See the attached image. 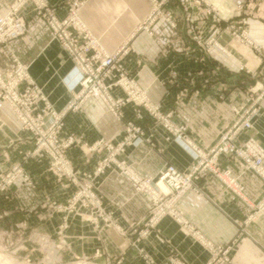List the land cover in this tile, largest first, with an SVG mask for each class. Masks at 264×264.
<instances>
[{
	"label": "crops",
	"instance_id": "0c3cea01",
	"mask_svg": "<svg viewBox=\"0 0 264 264\" xmlns=\"http://www.w3.org/2000/svg\"><path fill=\"white\" fill-rule=\"evenodd\" d=\"M11 1L0 0V14L7 11ZM73 1L47 0L59 18L66 17L68 6ZM207 1L217 7L226 21L237 15L238 6L246 0ZM259 4L258 18H249L248 23L250 35L261 46V51H264V0ZM251 5L245 14L252 12ZM149 6V0H85L78 13L86 27L100 38L108 51H112L133 33L137 20L148 12ZM24 14L30 26L27 38L20 37L12 41L5 51H0V72L5 75L15 67L13 54L28 61L32 77L43 88L55 108L65 109L72 101L73 93L79 89L75 62L59 41L52 37L46 21L34 14L32 6H27ZM200 24L202 35L208 37L212 31L210 20ZM178 35L179 31L165 27L158 28L156 38L166 41ZM218 40L228 55L216 57L223 67L222 74L216 77L203 75L195 76L191 81L184 80L186 74L205 66L200 60V49L194 44L186 52L178 49L162 53L158 51L156 41L144 34L133 40L131 51L125 58L127 69L135 74L143 88L148 89L151 99L161 103L163 109L173 110L176 122L187 123L191 140L205 150L216 144L234 120L232 106L245 101L247 94L244 82L250 76L248 71L263 67L260 57L238 46L228 31L224 30ZM171 67L178 71L180 77L174 80L169 77ZM256 80L257 88L264 83L263 76ZM114 92L122 94L118 88ZM125 117L137 119L131 108L125 111ZM137 120L143 126L146 139L138 146H128L119 156L120 159L141 175L151 177L158 175L168 164H174L180 170L191 167L194 154L188 147L173 138L168 139L162 125L154 127L146 111L143 110ZM65 122L64 135L76 132L89 142L105 139L118 143L125 133L124 121H118L102 103L95 100L87 102L81 110L69 112ZM253 124L240 138L253 136L264 147V98ZM29 140L31 133L21 128L14 111L1 104L0 145L19 142L18 145L29 148L32 146ZM69 156L75 167L90 172L102 155L99 153L87 157L80 147H73ZM219 163L222 168L232 169V177L238 179L239 194L214 173L208 172L200 181L201 191H188L181 198L180 207L205 241L232 245L231 264H264V214L255 212L264 198V180L255 173H242L236 163H229L225 157H221ZM33 165L41 184L48 181L53 185L51 177L46 178L45 162L33 159ZM96 184L99 196L104 199L117 225L127 229L128 234L123 236L108 229L97 231L92 223L71 216L69 227L65 230L70 245V258L92 255L103 239L108 251L121 257L122 264H147L140 255L141 249L155 264L167 263L174 251L187 264L207 263L210 251L193 235L186 233L171 216L163 217L156 229L137 239L138 235L132 229L143 227L151 201L145 193L136 191L127 176L119 171L108 170L99 175ZM41 191L24 192V203L36 205ZM65 193L67 191L58 196L63 197ZM251 215H254L253 221L242 225ZM59 221L56 215L43 228L53 232Z\"/></svg>",
	"mask_w": 264,
	"mask_h": 264
},
{
	"label": "rangeland",
	"instance_id": "374dc122",
	"mask_svg": "<svg viewBox=\"0 0 264 264\" xmlns=\"http://www.w3.org/2000/svg\"><path fill=\"white\" fill-rule=\"evenodd\" d=\"M13 1L14 0L9 4L8 9H10L9 7ZM84 1L85 0H75L71 2L68 6V14L76 12L79 15V7ZM246 1L238 6L237 15L234 18L225 21L221 17L217 7L213 6L207 0H149V10L142 18L137 20L133 33L130 36L125 37L116 48L109 51L116 53V58L113 60V63H111L109 68L107 67L106 69L104 83L114 98L119 100V105L112 111L106 103H103L101 100L94 97H90L86 99L78 109L81 110L87 102L95 100L102 103L118 121H124L125 133L121 141L118 143H113L105 139H97L93 142H89L76 132H70L64 135V128L66 125L65 118L67 114L72 111H77L70 109L62 119L61 122L63 126L59 132L57 131L55 133L56 138L53 142L52 136L48 135V133L44 134V137H42V140L40 141V137L36 133L24 128V130L31 133V140H29L32 144L31 147L24 148L21 144L18 145L19 142H13L7 146L0 145V264H122L121 257L111 254L103 239H101L102 241L100 245L94 250L92 255H82L70 258L68 254V251H70V245L65 235V230L69 227L71 216H76L92 223L97 231L108 229L123 236L128 234L127 229L121 228L117 225L112 216V212L107 209L104 199L100 197L97 192L98 186L96 180L99 175L106 173L108 170L119 171L127 176L134 184L136 191L145 193L151 201L149 213L142 223L143 227L132 229V232L138 235L137 239L143 238L150 230L156 229L159 221L163 217L171 216L181 225V228L186 233L193 235L210 251L211 256L206 264L232 263V245L214 244L210 241H205L201 232L192 226L189 219L184 215L183 210L180 207V200L188 191H201L200 181L208 172L214 173L221 181L239 194L238 179L237 184H231L230 178L226 177L227 171L230 170V172H232V169L222 168L219 163L220 158L225 157L229 163H236L241 171L242 167L240 162L235 160V152H233L232 158L221 153L213 160V163L203 165V168L197 173L194 180L195 187H191L177 198L175 203L183 213L182 222L169 213L164 214L161 218L156 220L155 214L158 212L157 210H159L157 205L162 203H158L159 201L154 200L149 192L138 188V184L131 178L132 176L129 172V170H132L139 177H142V179H151L152 184L156 185L161 171L165 170L170 165H175H166L155 177L144 176L125 160L120 159L119 156L125 152L128 146H138L146 139L143 126L137 120L140 118L143 110L150 115L154 127L157 125H162L164 127L168 134V139L173 138L188 147L193 154L195 153L193 148H189L190 145L188 142L191 141L193 143V141L189 136V126L187 123L176 122L173 110H165L161 103L154 102L149 95L148 89L143 88L139 84L135 74L129 71L125 65V58L131 51L132 42L140 35L145 34L149 39H154L158 51L162 53H169L170 50L173 51L178 49H183L186 52L189 51L187 49L190 46L193 47V44L197 49H200V60L205 63V66L186 74L184 77V80L186 81H191L195 76L207 75L216 77L222 74L223 67L216 57H219V55L222 54L228 55L226 54L227 52L223 51L218 40L219 35L224 30L231 33L238 46L248 49L249 52L253 51L255 55L260 57L263 67L259 70L248 71V75L250 76L245 79L244 83L247 94L245 101L242 104L232 106V110L235 114L234 120L221 134L213 147L208 150L202 149L208 153L209 158H212V149L220 144L223 135L234 125L241 114L246 110H250L253 112L252 122L254 121L255 115L259 111L260 103L264 98V83L260 84L257 88L256 80L262 76L264 77V51H261V46H259L256 40L250 35V24L248 23V19L258 18V12L261 7L259 3L261 0L259 2L257 0ZM44 2L57 16L55 8L50 5L47 0H44ZM76 2H78V5H75ZM256 2L257 5L255 4ZM250 5L253 8L252 12L250 14H245V11ZM27 6H32L34 14L42 17L46 21L52 37L55 38L48 23L47 16L45 15V8L47 6L40 8L36 3V0H32L29 1V3L24 4V7L21 10L25 26L24 32L17 38L1 43V52L5 51L12 41L20 37L26 36L27 38L30 28L28 20L24 14ZM66 17L58 18L63 20ZM208 19L211 22L212 31L208 37H205L202 35L200 23L202 21H207ZM165 27L172 31H179L178 37L172 36L166 41L158 40L156 38L158 28ZM70 28L74 30L73 27ZM87 30L90 31L88 28ZM59 43L63 46L60 41ZM64 49L66 50L65 47ZM12 56L15 64L13 69L16 71L18 60L25 68V71L29 73L30 79L33 80L35 88L39 91V112H43V110L47 108L62 112L68 108L70 104L76 101V95L81 89L80 85L79 89L73 93V99L67 107L62 110L56 109L43 88L32 77L29 62L16 57L15 54ZM169 77L174 80V78L180 77V75L174 67H171ZM115 88L120 89L122 94L115 93ZM1 104L9 106L3 98H0V105ZM128 108H131L134 111L137 119H126L125 111ZM235 109L240 110L239 114H237ZM253 125L254 124L252 123V127ZM130 126L132 127V131L129 129ZM246 130L247 129L242 130L241 133L236 136V143L239 144L249 138H254L253 136H248L244 139L240 138V135ZM69 137H72L75 142L66 147L64 142ZM254 139L258 142L256 138ZM42 141L44 144L40 146V143L38 144V142ZM99 141H102L103 146L99 147ZM51 142L53 147L49 150L47 143ZM107 144H112L114 147L111 148ZM73 147H80L84 155L87 157H91L94 154L99 155V153L102 155L101 159L98 160L94 166L93 171L84 172L75 167L69 156V151ZM15 153L17 155H15ZM13 155H15V157L12 158ZM61 157L69 161L72 171H67L62 166V163L59 160ZM193 157L194 163L187 170H180L176 166L175 167L181 172H189L192 167L200 161V157H195V154ZM33 159H39L45 162L46 178L48 176L51 177L53 185L49 184L48 181H46V178L44 180L46 181L45 184H41L34 167L35 164L32 166ZM246 172L255 173L264 180L260 174L252 169H249ZM41 185L43 191L40 189ZM39 190L41 191V194L38 195L36 205L31 206L24 203V192L29 191L38 193ZM89 190H92L94 197L90 196ZM65 191H67V193H65L63 197L58 196L59 194L62 195ZM99 198L102 202L101 206L99 205ZM170 198V195L165 196L163 203ZM255 212H257V210ZM56 215L60 218L59 224L55 231L48 232L46 228H43V225ZM250 217L247 220H244L241 224L245 226L249 221H253L254 218ZM140 255L147 264H155L154 260L145 255L142 249L140 250ZM164 264H187V262L174 251L170 255V260Z\"/></svg>",
	"mask_w": 264,
	"mask_h": 264
},
{
	"label": "built area",
	"instance_id": "2783aa9c",
	"mask_svg": "<svg viewBox=\"0 0 264 264\" xmlns=\"http://www.w3.org/2000/svg\"><path fill=\"white\" fill-rule=\"evenodd\" d=\"M29 1L32 0H14L9 7L10 9L0 14V45L8 40L17 38L24 32L25 26L21 10L24 4L29 3ZM36 3L40 8L47 6L44 0H36ZM76 4L78 5V2ZM45 9V15L47 16L52 33L63 44L75 61L79 75L78 83L81 88L80 92L76 95V101L62 112L49 108L43 110V112H39V91L35 88L33 80L30 79L29 73L25 71V68L18 60L16 71L12 69L8 71L6 76L0 72V98H3L16 113L23 129L27 128L36 133L40 137V141L44 137V134L48 133V135L52 136L53 142L56 138L55 133L59 132L63 126L62 119L70 109L78 110L86 99L94 97L106 103L110 110L113 111L119 105V100L114 98L104 83L106 69L113 63L116 53H107L103 49L99 39L87 30L86 25L81 21L76 12L69 13L65 19L60 20L48 6ZM70 27H73L74 30ZM235 111L237 114L240 112L239 109H235ZM252 114L253 112L246 110L240 115L234 125L223 135L220 144L212 149V158L208 157L207 152L189 141L190 148H193L195 152V157H200L198 164L194 165L189 172H181L175 166L170 165L161 171L156 185H153L151 179H142V177H139L132 170H129L131 178L138 184V188L149 192L154 200L162 203L157 205L159 210L155 214L156 220L164 214L169 213L180 222L183 221V213L175 203L177 198L191 187H195L194 180L197 173L203 168V165L213 163V160L221 153L232 158L233 152H235V160L240 162L242 173L252 169L264 178V148L254 138H249L239 144L235 141L236 136L242 130L252 127ZM129 129L132 131L131 126ZM43 141L38 142V144L40 143V146L43 145ZM52 142L47 143L49 150L53 147L51 145ZM74 142L75 140L69 137L64 142V145L68 147ZM107 145L111 148L114 147L112 144ZM101 146H103V143L99 141V147ZM59 160L67 171H72L67 159L61 157ZM226 175V177L230 178L231 184H237V178L231 177L230 170L227 171ZM161 183L166 184L168 189L164 190L160 185ZM89 193L90 196L94 197L92 190H89ZM168 195L171 198L168 201L165 200L166 202L163 203L164 197ZM101 204L102 202L99 198V205L101 206ZM256 213L264 214V199L259 204ZM251 217H254V215H251Z\"/></svg>",
	"mask_w": 264,
	"mask_h": 264
},
{
	"label": "bare ground",
	"instance_id": "6f19581e",
	"mask_svg": "<svg viewBox=\"0 0 264 264\" xmlns=\"http://www.w3.org/2000/svg\"><path fill=\"white\" fill-rule=\"evenodd\" d=\"M81 19V18H80ZM81 21L83 22V20L81 19ZM99 42H100V44L102 45V47H103V49L108 53L109 51L107 50V49H105V46H103V44H102V42L100 41V39H99ZM10 109H11V107L10 106H8ZM12 110V109H11ZM161 185V187L164 189V190H167L168 189V187H167V185L166 184H164V183H161L160 184Z\"/></svg>",
	"mask_w": 264,
	"mask_h": 264
}]
</instances>
